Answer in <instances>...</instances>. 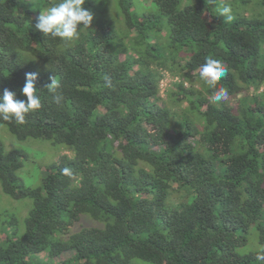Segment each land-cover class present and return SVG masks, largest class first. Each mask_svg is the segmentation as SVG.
Wrapping results in <instances>:
<instances>
[{"label":"trees","instance_id":"16d2710c","mask_svg":"<svg viewBox=\"0 0 264 264\" xmlns=\"http://www.w3.org/2000/svg\"><path fill=\"white\" fill-rule=\"evenodd\" d=\"M53 2L0 0V95L26 100L36 72L42 103L24 125L0 121L14 142L0 136V207L31 203L0 208V264H261L264 0H85L92 23L69 44L35 28ZM209 55L228 69L217 103L199 78ZM28 139L60 146L34 186L18 175Z\"/></svg>","mask_w":264,"mask_h":264},{"label":"clouds","instance_id":"9594fccd","mask_svg":"<svg viewBox=\"0 0 264 264\" xmlns=\"http://www.w3.org/2000/svg\"><path fill=\"white\" fill-rule=\"evenodd\" d=\"M209 4H215V0H208ZM85 0H55L46 9L42 10L38 16L35 28L45 37L59 38L64 44H69L79 40L81 31L89 29L93 14L82 5ZM218 17H223L231 23L235 16L231 6L224 5L217 7ZM82 25L78 31L77 26ZM228 74V69L223 62L211 55L205 57L204 63L199 67V78L209 89H215L211 94V102L217 103L229 97L228 89L220 85L219 82ZM38 73L30 72L25 74V83L22 87L21 95L26 100L16 99V93L5 89L0 95V121L15 122L18 125L26 123V116L39 110L42 106L41 99L35 89V81ZM51 82L45 85L47 92L52 93L53 102L57 105L63 101V96L57 92L61 87L58 77H50ZM106 86L112 87V79L104 77ZM64 176H72V170L68 167L61 169ZM255 259L264 264V248L256 252Z\"/></svg>","mask_w":264,"mask_h":264},{"label":"rangeland","instance_id":"374dc122","mask_svg":"<svg viewBox=\"0 0 264 264\" xmlns=\"http://www.w3.org/2000/svg\"><path fill=\"white\" fill-rule=\"evenodd\" d=\"M110 1V0H109ZM113 2V0H112ZM115 3V0H114ZM135 7L141 6V2L139 0H134ZM97 8L100 10L99 5L97 4ZM109 13H107V16L116 24H121V15L119 17V11L116 9L115 5L110 4L109 7ZM166 83V84H165ZM165 84V85H164ZM162 90L163 88L168 85L167 81H163ZM2 126V125H0ZM4 127V126H2ZM5 128V127H4ZM6 129V128H5ZM0 136L3 138L6 149L14 148V142L13 139L9 136L7 132H0ZM16 141V140H15ZM29 141V142H28ZM17 142V141H16ZM23 142V141H22ZM24 142H28V146H25L24 143L17 142L16 147L19 149H22L25 154L26 158L23 162L22 168L19 169L18 175L19 177L24 180V182L27 185L34 186L36 184V179L40 174V167L47 165L52 159L53 156L58 154V150H60L59 145H52L54 149L48 144V141L43 140H25ZM3 196V195H2ZM2 198V197H1ZM6 199H1V207L3 209H7L8 212H18L19 216L23 217L26 213V208L28 204L30 205V201L28 200H12L8 198L7 196H4ZM29 209V208H28ZM84 225H88L83 220ZM75 228H78V224Z\"/></svg>","mask_w":264,"mask_h":264}]
</instances>
